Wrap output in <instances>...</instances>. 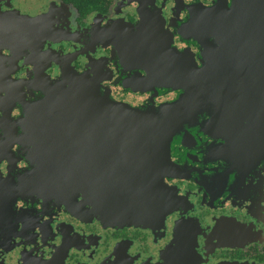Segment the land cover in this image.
<instances>
[{"label":"flooded vegetation","instance_id":"af4514ba","mask_svg":"<svg viewBox=\"0 0 264 264\" xmlns=\"http://www.w3.org/2000/svg\"><path fill=\"white\" fill-rule=\"evenodd\" d=\"M245 1L100 0L86 11L73 0H0V264H264V64L245 40L226 49L212 38L220 58L207 69L195 38L248 29ZM170 55L194 59L203 82L170 86L180 76ZM64 66L134 107L183 99L167 160L145 144L109 152L108 164L147 175L146 223H125L131 204L118 222L86 190L53 191L32 126L51 107L33 102Z\"/></svg>","mask_w":264,"mask_h":264},{"label":"water","instance_id":"95a60500","mask_svg":"<svg viewBox=\"0 0 264 264\" xmlns=\"http://www.w3.org/2000/svg\"><path fill=\"white\" fill-rule=\"evenodd\" d=\"M246 1L248 12L242 14L241 9L240 14L249 23L248 29L232 31V27L220 26L215 34L210 29L200 33V37L199 33H195V38L201 40L206 57L203 67L212 69L219 62L217 59L220 57H214L212 38L217 39L218 48L226 49H230V39L233 43L238 39L245 40L246 46L253 48L257 60L264 64V0ZM225 6H228L227 3ZM214 12L215 8H209L205 15L211 20ZM192 27V31L196 30V26ZM171 43L169 48L173 51ZM239 47L242 50V46ZM170 57L177 65L178 73L174 74H180L179 77L169 78L170 86L193 88L203 82L200 74H203L204 68L198 67L194 59ZM261 79L264 80V77ZM42 86L44 96L33 103L43 104V107L50 105V115L42 110V121L39 122L37 115L33 116L32 126L33 129L40 128L36 136H40L43 145V167H51L54 171L47 177L56 179L58 183V188L53 191H59L61 187L86 190L95 199L94 204L101 206L118 222L121 221L116 210L131 204L136 211L124 218L125 223H146L149 199L142 185L147 182V175L120 171V167L108 164V158L112 157L109 152L125 151L130 148V143L145 144L152 151H164L167 160L173 136L183 126V99L159 106L152 103L144 108L134 107L113 99L103 91L96 77L88 72L80 73L73 66H64L61 79L55 83L47 80ZM131 135L147 138L144 141L123 140L126 136L131 139ZM44 192H51V189Z\"/></svg>","mask_w":264,"mask_h":264},{"label":"trees","instance_id":"16d2710c","mask_svg":"<svg viewBox=\"0 0 264 264\" xmlns=\"http://www.w3.org/2000/svg\"><path fill=\"white\" fill-rule=\"evenodd\" d=\"M74 4L80 8H84L83 10L91 11L94 8H100L101 4L100 0H73ZM86 3V4H85Z\"/></svg>","mask_w":264,"mask_h":264},{"label":"rangeland","instance_id":"374dc122","mask_svg":"<svg viewBox=\"0 0 264 264\" xmlns=\"http://www.w3.org/2000/svg\"><path fill=\"white\" fill-rule=\"evenodd\" d=\"M249 264H253V263H249Z\"/></svg>","mask_w":264,"mask_h":264}]
</instances>
